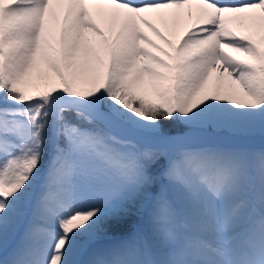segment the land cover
I'll use <instances>...</instances> for the list:
<instances>
[{
	"label": "snow or ice",
	"instance_id": "snow-or-ice-1",
	"mask_svg": "<svg viewBox=\"0 0 264 264\" xmlns=\"http://www.w3.org/2000/svg\"><path fill=\"white\" fill-rule=\"evenodd\" d=\"M0 264H264V0H0Z\"/></svg>",
	"mask_w": 264,
	"mask_h": 264
},
{
	"label": "rangeland",
	"instance_id": "rangeland-1",
	"mask_svg": "<svg viewBox=\"0 0 264 264\" xmlns=\"http://www.w3.org/2000/svg\"><path fill=\"white\" fill-rule=\"evenodd\" d=\"M66 10V9H65ZM96 20H97V23L98 24H100V26H101V24L103 23V22H106L105 23V26H103V28L105 29V31L106 32H108V23H107V21L106 20H104V19H102V18H100L99 16H97L96 17ZM103 21V22H102ZM63 23V12H61V19H60V21H59V23H57L56 25H55V30H56V35L58 36V34H59V28H60V25ZM187 23V24H186ZM191 22L189 21V22H185V23H181V22H178L176 25H178L176 28H174V27H170V29H168V31L166 32V34L167 35H170V34H174L176 37H175V39H174V41H176V42H178L179 41V39H180V37L183 35V33L184 32H186L187 30H188V28L191 26ZM157 26L158 27H161V29H163V25L162 24H160L159 22H157ZM141 27H142V29L145 31V32H147L150 36H152L153 37V39H156L158 42H160V43H163V41H160V38L159 37H157L156 36V34L152 31V29H150V28H148L146 25H143V24H141ZM239 28V27H238ZM165 29V28H164ZM240 29V28H239ZM242 31H252L251 33L253 34V35H255V33H256V30H244V29H241ZM255 31V32H254ZM109 35H112V33H108ZM222 43L223 44H225V51H228V52H231L233 55H235V56H239L240 57V54H241V52H237L236 50H234V49H231V48H228L227 49V42L226 41H222ZM222 71V70H221ZM215 73V74H214ZM218 77H219V72H213V74H212V77H211V79H210V81H209V83H208V85H207V87H210V88H212L213 90L216 88V86L217 85H220L221 86V91L223 92V91H225L226 89H227V87H228V84H229V80H228V77H227V75L225 74V76H224V78L221 80V79H218ZM40 78V79H39ZM56 79L57 78H55V79H49V77L47 78V80H48V82H49V84H51V86L53 87V85H55L57 82H56ZM36 82H35V81ZM43 80H46V78L45 79H43V76H42V78L41 77H38L37 79H33V85H34V91L36 92V91H38V90H42V89H44L45 88V85H44V82H43ZM56 82V83H55ZM40 84V85H39ZM238 87V86H237ZM31 92H33L32 90H30ZM34 92V93H35Z\"/></svg>",
	"mask_w": 264,
	"mask_h": 264
},
{
	"label": "bare ground",
	"instance_id": "bare-ground-1",
	"mask_svg": "<svg viewBox=\"0 0 264 264\" xmlns=\"http://www.w3.org/2000/svg\"><path fill=\"white\" fill-rule=\"evenodd\" d=\"M191 22L192 23V21L191 20H189L187 17H184V18H181L180 19V21L179 22H181V23H185V22ZM103 22V21H102ZM105 23L106 22H103L102 24H101V27L103 28V26H105ZM177 24V23H176ZM176 24H172L171 22H170V24H169V27L168 28H165L164 29V27H163V31H165V33L168 31V29H170V27H174V28H176L178 25H176ZM187 24V23H186ZM233 27H234V29L235 30H237L238 32H242V30L241 29H239L238 28V26H236V25H233ZM253 30V29H252ZM255 30V29H254ZM252 32V31H251ZM255 32V31H254ZM59 35V34H58ZM170 36L173 38V39H175V35L174 34H170ZM58 37V36H57ZM258 38V37H257ZM227 42V41H226ZM227 49H228V47H227ZM215 74V73H214ZM42 76H43V79H45L46 78V80H43V82H44V85H45V88L44 89H42V90H47V89H50L52 86H51V84H49V82H48V80H47V78L49 77V70H48V68H47V66L45 65V64H42L41 65V68L38 70V71H36V72H34L33 73V79H37L38 77H41L42 78ZM40 79V78H39ZM35 81V80H34ZM36 82V81H35ZM57 82V83H56ZM56 84L55 85H53V87H62L63 85H62V83H61V81L59 80V78H57L56 79ZM40 85V84H39ZM77 87H82V88H86V87H90L91 85L89 84V83H86V82H83V81H81V82H79L77 85H76ZM206 89L208 90V92H209V94H213V92H214V90L212 89V88H210V87H207L206 86ZM30 90H32L33 92V94H35L34 92V86L30 89Z\"/></svg>",
	"mask_w": 264,
	"mask_h": 264
},
{
	"label": "trees",
	"instance_id": "trees-1",
	"mask_svg": "<svg viewBox=\"0 0 264 264\" xmlns=\"http://www.w3.org/2000/svg\"><path fill=\"white\" fill-rule=\"evenodd\" d=\"M240 57H241V58H246L244 53H241V54H240Z\"/></svg>",
	"mask_w": 264,
	"mask_h": 264
}]
</instances>
